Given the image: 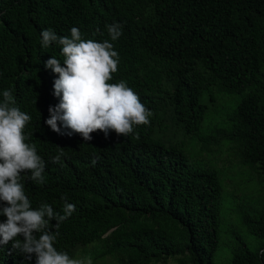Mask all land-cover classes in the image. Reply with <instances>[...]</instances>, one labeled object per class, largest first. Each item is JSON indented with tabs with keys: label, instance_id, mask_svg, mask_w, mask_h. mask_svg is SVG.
<instances>
[{
	"label": "trees",
	"instance_id": "obj_1",
	"mask_svg": "<svg viewBox=\"0 0 264 264\" xmlns=\"http://www.w3.org/2000/svg\"><path fill=\"white\" fill-rule=\"evenodd\" d=\"M109 24L122 35L110 41L119 59L108 83L126 82L152 112L150 123L127 136L96 131L88 142L60 135L45 122L59 103L58 74L45 62L63 63L61 46L43 48L41 33L70 37L76 27L82 39L103 42ZM5 89L31 116L25 142L46 164L43 185L22 176L32 208L47 203L62 215V197L75 205L54 244L71 258L98 242L97 259L112 256L115 264H215L218 173L192 165L176 142L198 131L206 112L200 100L214 89L241 96L218 135L235 141L240 162L264 179V0H0V101ZM241 221L264 240V208L242 212ZM56 223H49L54 232ZM0 264L36 258L10 241L0 245ZM229 264H264V241L255 251L236 242Z\"/></svg>",
	"mask_w": 264,
	"mask_h": 264
},
{
	"label": "clouds",
	"instance_id": "obj_2",
	"mask_svg": "<svg viewBox=\"0 0 264 264\" xmlns=\"http://www.w3.org/2000/svg\"><path fill=\"white\" fill-rule=\"evenodd\" d=\"M110 40L97 42L82 39L78 28H71V35L58 36L53 30L41 33L42 47L47 49L53 42L61 46L63 63L55 57L45 62L58 78L54 81V95L59 103L49 106L50 118L45 122L51 130L73 136L79 134L85 142L93 139L92 133L101 131L108 137L110 131L118 136H127L135 126L149 124L152 112L139 100L126 82L110 84L112 73L118 70V53L110 41L122 35L119 24L106 26ZM0 101V245L12 242V248L36 264H85L83 260L71 258L67 252L54 246L61 223L71 217L75 205L66 197L63 214L55 212L47 203L33 209L21 182L23 175L36 184L43 185L45 161L37 154L35 144L25 141L24 133L31 116L16 105L12 90L5 89ZM63 129V131H62ZM137 135V139H138ZM61 148L52 157L53 163L61 162ZM55 220L53 226L49 223ZM22 237V239H21ZM88 264H91L88 261Z\"/></svg>",
	"mask_w": 264,
	"mask_h": 264
},
{
	"label": "rangeland",
	"instance_id": "obj_3",
	"mask_svg": "<svg viewBox=\"0 0 264 264\" xmlns=\"http://www.w3.org/2000/svg\"><path fill=\"white\" fill-rule=\"evenodd\" d=\"M241 96L214 89L202 96L200 102L206 106L204 119L194 134L176 139L180 148L195 167L212 169L218 173L221 184L219 204V246L214 254L215 264H229L236 242H243L251 251L258 249L263 239L249 234L241 221L242 212L258 213L264 208V179L248 165L240 162L237 143L218 134L226 132L229 123L227 114L239 103ZM213 140L204 148L201 139ZM100 244L91 243L80 247L74 259L88 261L91 264H115L114 257L97 259ZM96 258L98 261H93ZM167 264H176L169 261Z\"/></svg>",
	"mask_w": 264,
	"mask_h": 264
}]
</instances>
